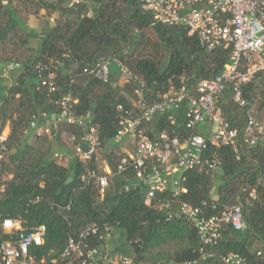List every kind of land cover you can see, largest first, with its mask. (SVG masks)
Returning <instances> with one entry per match:
<instances>
[{"label":"trees","instance_id":"obj_1","mask_svg":"<svg viewBox=\"0 0 264 264\" xmlns=\"http://www.w3.org/2000/svg\"><path fill=\"white\" fill-rule=\"evenodd\" d=\"M42 9L47 16L57 15L46 32L36 34L15 20L19 12L38 16ZM229 53H207L183 28L151 26V17L141 11L139 0H79L78 4L72 0H0V65H20L12 72L9 87L0 81V129L9 127V153L0 163V240L14 241L2 229L6 219L20 221L23 234L44 226L43 244L31 246L29 257L36 264H80L76 255L62 258L68 241L77 239L90 225L107 224L116 237L106 264L116 257L137 264L148 253L150 264H156L151 257L161 264H220V258L231 253L242 256L244 264H264V141L249 146L243 134L250 109L256 120L264 122V69L242 86L244 107L233 102L230 85L217 98L223 119L239 134L235 147L208 146L205 156L219 159L220 169L207 172L199 166L186 171L181 183L184 192L157 193L149 206L144 204L146 189L132 168L116 174L128 146L114 141L118 121L126 112L138 113L134 85L119 77L114 63L107 83L82 73L100 59L122 61L143 80L144 100L151 106L171 86H185L189 95H195L200 82L217 76L230 63ZM38 65L48 70L39 72ZM49 73L56 87L52 93L42 85ZM67 95L76 101L75 114L89 113L97 130L100 148L88 165L79 162L63 142L64 136L80 140L83 133L77 125H62L53 137H33L31 124H42V114L58 113L56 101ZM185 111L183 103L156 115L146 125V135L153 139L166 131L170 136H188ZM171 114L174 126L168 121ZM206 129L207 125L198 127L196 133L203 135ZM57 154L69 156L68 163L59 162ZM99 164L112 173L103 197L93 181L88 185L81 181L87 167L104 174ZM181 203L199 208L207 218L218 215L223 205L240 204L246 229L238 233L224 226L216 245L205 246L185 221L167 219ZM86 243L100 245L95 237Z\"/></svg>","mask_w":264,"mask_h":264},{"label":"built area","instance_id":"obj_2","mask_svg":"<svg viewBox=\"0 0 264 264\" xmlns=\"http://www.w3.org/2000/svg\"><path fill=\"white\" fill-rule=\"evenodd\" d=\"M78 3L79 0H72V4ZM139 3L141 11L151 17V26L183 28L189 36L198 39L200 47L207 53L215 50L230 52V63L217 76L200 82L195 95H189L185 86L176 89L171 86L161 100L151 106L146 105L144 100L143 80L133 74L124 62L100 59L83 69V74L107 83L110 65L114 63L119 77L135 87L134 106L138 113L132 115L126 112V116L118 121L119 129L114 137L116 144L128 145L124 147L126 157L120 160L116 174H123L132 168L135 178L146 189L144 204L149 206L157 193L168 189L174 195L184 192L181 183L186 171L199 166L205 167L207 172L220 169L219 159L205 156L208 146L225 148L237 145L239 134L230 129L223 119L217 106V98L230 85L233 102L244 107L246 101L242 86L256 72L264 69V0H139ZM91 15L92 12L89 11L87 16ZM245 66L246 70L243 69ZM19 68V64L9 63L2 68L1 75L8 77ZM37 69L39 72L48 70L47 66L41 65ZM42 80V85L47 86L49 93L56 90L51 73ZM56 103L59 106L58 113L49 116L42 114V124H31L33 137H53L62 125H77L83 134L79 141L74 136L69 138V149L79 162L88 165L100 148L91 116L89 113L77 116L74 112L76 101L69 95L59 98ZM183 103L186 104L185 128L190 131L188 136H170L166 131L157 133L153 139L146 135L145 127L156 115L177 109ZM119 110L122 108L119 107ZM254 113L253 109L247 112L243 128L244 142L249 146H256L264 141V122L256 120ZM168 121L172 126L176 123L172 114L168 116ZM204 125H207L204 134L196 133L197 128ZM4 129H0V163L6 160L9 153L8 134ZM56 157L63 158L66 164L69 161L67 155L57 154ZM98 169H102L104 174L87 167L81 181L84 185L93 181L103 197L112 173L105 164H99ZM124 189L127 191L128 186ZM253 194L252 191L250 196ZM168 207L165 205V208ZM215 208L216 206L213 207L214 210ZM171 218L185 221L205 246L216 245L224 226H230L238 233L246 229L243 207L240 204L223 205L218 215L207 218L199 208L181 203L177 213L168 215L167 219ZM6 221H11L10 227L5 226ZM1 226L4 233L20 237L12 242L0 240V264H36L29 257L28 251L31 246L43 244L45 227L39 226L23 234L18 220L6 219ZM90 237H95L100 245L89 246L86 241ZM115 237L107 224L90 225L81 231L77 239L68 241L62 258H69L73 254L80 259V264H106L110 260L109 247L113 245ZM119 261L120 264H132L129 258L113 259L115 263ZM39 264H45V261ZM220 264H244V258L231 253L222 256Z\"/></svg>","mask_w":264,"mask_h":264},{"label":"crops","instance_id":"obj_3","mask_svg":"<svg viewBox=\"0 0 264 264\" xmlns=\"http://www.w3.org/2000/svg\"><path fill=\"white\" fill-rule=\"evenodd\" d=\"M15 20L17 21V23L19 24V26L24 27V28H28V30L33 31L36 34H41L43 31L46 32V30H48L50 27H52L56 21H57V15L56 13L51 14L50 16L46 15V11L44 9L39 11L38 16H33L27 13H17L15 16ZM33 47H37L36 43H34L32 45ZM1 70L2 67L0 65V81L3 87H9L12 83H13V74L11 73L8 77H3L1 75ZM7 85V86H6ZM5 132L7 134H9V127L8 125H6L4 127ZM69 146V145H68ZM145 257V256H144ZM148 257L145 258L142 261H144L143 263H137V264H150L152 262H150V258L149 260H147ZM151 259H153V261H156V264H161V260L159 259H155L153 257H151ZM150 262V263H149ZM109 264H117L115 262L113 263H109ZM134 264V262L132 263Z\"/></svg>","mask_w":264,"mask_h":264},{"label":"rangeland","instance_id":"obj_4","mask_svg":"<svg viewBox=\"0 0 264 264\" xmlns=\"http://www.w3.org/2000/svg\"><path fill=\"white\" fill-rule=\"evenodd\" d=\"M12 77H13V76H12ZM12 79H13V78H12ZM6 86H7V85H6ZM63 142H64V144L66 143L67 145H70L69 140H68V138H66V136L63 137ZM57 159H58V161H60L62 164H64V165L66 164V163H65V160H64L63 158H57ZM150 254H151V253H148V254L145 255V257H144V261H145V258H146V257H149V256H150ZM144 261H142V263H143ZM149 263H150V262H149ZM144 264H145V263H144Z\"/></svg>","mask_w":264,"mask_h":264},{"label":"water","instance_id":"obj_5","mask_svg":"<svg viewBox=\"0 0 264 264\" xmlns=\"http://www.w3.org/2000/svg\"><path fill=\"white\" fill-rule=\"evenodd\" d=\"M70 180H71V178H69L67 182H70ZM19 237H20V236L17 235V236H13L12 238H13V240H16V239H18Z\"/></svg>","mask_w":264,"mask_h":264},{"label":"clouds","instance_id":"obj_6","mask_svg":"<svg viewBox=\"0 0 264 264\" xmlns=\"http://www.w3.org/2000/svg\"><path fill=\"white\" fill-rule=\"evenodd\" d=\"M5 226H6V227H10V226H11V221H6V222H5Z\"/></svg>","mask_w":264,"mask_h":264}]
</instances>
